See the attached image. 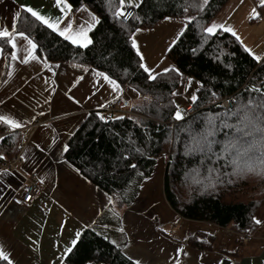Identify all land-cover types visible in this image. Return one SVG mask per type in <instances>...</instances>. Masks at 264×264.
Wrapping results in <instances>:
<instances>
[{"label": "trees", "instance_id": "16d2710c", "mask_svg": "<svg viewBox=\"0 0 264 264\" xmlns=\"http://www.w3.org/2000/svg\"><path fill=\"white\" fill-rule=\"evenodd\" d=\"M65 1L71 11L86 6L98 18L87 46L65 40L23 9L16 29L36 43L40 59L90 67L126 88L132 113L103 121L100 111L89 112L67 139L64 158L109 195L113 210L134 201L142 180L162 159L164 197L180 218L228 228L239 240L253 234L255 214L264 202V132L257 130L264 127L258 119L264 116V56L255 59L231 32L205 31L228 0H138L127 22L117 15L120 0ZM165 17L185 21L166 51L178 72H158L149 80L131 34ZM0 47L9 53L2 38ZM183 76L199 82L186 115L177 106ZM226 97L233 101L229 111L219 103ZM19 137V130L0 125V162L19 153ZM214 239L196 231L185 244L209 251ZM64 260L138 264L90 227L82 229ZM0 264L8 263L0 259Z\"/></svg>", "mask_w": 264, "mask_h": 264}, {"label": "crops", "instance_id": "0c3cea01", "mask_svg": "<svg viewBox=\"0 0 264 264\" xmlns=\"http://www.w3.org/2000/svg\"><path fill=\"white\" fill-rule=\"evenodd\" d=\"M63 3L69 5L65 0ZM21 5L51 20L62 19L61 29L69 19L74 32L91 24L87 31L89 39V32L98 20L86 6L76 11L66 9L65 16L56 0H0V30L12 31ZM124 5L135 4L126 2L122 7ZM263 13L260 0H228L208 27L215 24L216 30H223L219 26L231 29L229 32L236 33L242 46L261 60L264 56ZM184 27L183 19L165 17L151 28L132 32L131 41L135 39L137 43L135 50L140 59L143 56L141 62L153 69L154 74L174 67L166 51ZM16 43L15 49L10 45L9 53L0 47V115L20 127L14 128L3 121L0 125L19 130L25 137L19 149L20 170L0 172V249L8 257L4 259L8 264H67L64 258L73 240L76 242V234L87 227L119 246L138 264L264 262V202L255 214V220L261 223L246 241L239 240L228 228L180 218L164 197L162 159H158L153 172L142 180L134 201L125 209L113 210L109 195L69 163L64 151L67 139L86 115L102 110L112 98L120 96L125 100L126 88L119 86L120 90L116 91L115 86L104 79V73L90 67L46 62L36 53L37 59L23 63L27 42L17 37ZM14 51L16 60L12 59ZM101 73L104 75H99ZM179 92L178 108L189 104L182 97L183 91ZM31 175L41 187L40 195L28 205L14 204L12 194ZM196 231L214 236L212 250H199L185 244Z\"/></svg>", "mask_w": 264, "mask_h": 264}, {"label": "snow or ice", "instance_id": "6c2138e0", "mask_svg": "<svg viewBox=\"0 0 264 264\" xmlns=\"http://www.w3.org/2000/svg\"><path fill=\"white\" fill-rule=\"evenodd\" d=\"M56 3H57V6L60 7L61 12L64 13L65 16H67V11H65V10L67 9L68 11H70V6L67 5L66 3H63V0H56ZM123 3H124V0H120V4L123 5ZM260 3H261V6H264V0H260ZM21 8L25 12L30 13V15L33 18H35L36 21L40 22L42 25H45L47 28L51 29L52 31L58 32L59 35H61L65 40H70L73 44H79L82 47L87 46L88 44L91 43V40L88 38V35H87V31L92 27L91 24H88L87 28L81 27L77 31L74 32L73 31V23H72L71 19H69L66 26L61 29L60 24L63 22L62 19L57 18L55 20H51V19L45 17L44 15H41L38 11L34 10L33 8L25 6V5H21ZM253 11L255 12V9ZM117 15L123 16L124 12L122 10L118 9ZM15 16L19 17L20 12H17L15 14ZM93 20H95V17H93ZM189 23H191V21H189ZM11 27H12L11 32L8 29L0 30V38L4 39L6 41V43L11 45V47L13 49H15L17 47V43H16L17 37L27 42L28 47L24 49L26 54L23 57V60H22L23 63H28L29 59H32V60L37 59V56L34 55V53L37 49L36 43H34L31 39H29L28 36L25 35L24 31H18L16 29L15 24H13ZM217 27H218L217 25L213 24L212 26L207 27L205 29V31L208 32L209 34H212L215 32ZM219 27H222L225 32L231 31V29H229L227 27H223V26H219ZM137 31H140V29H137ZM232 35L236 36V33L232 32ZM132 46H133V48H137V43H136L135 39H133V41H132ZM17 58H18L17 54L14 51L12 53V59L16 60ZM254 58L257 60L260 59V57H254ZM141 60L143 61V56H141ZM140 68H142L145 73H148V79L149 80H155L157 78V75H159V74H154L153 69H150L149 67H147V65L143 62L140 63ZM169 71L178 72V70L174 69V68L163 69L164 73H167ZM99 75L103 76L104 74L101 73ZM104 79L108 80V82L110 84L114 85L116 91L120 90L119 85L116 84V81L109 79L107 76H104ZM252 90L258 91V92L261 91L259 89H252ZM261 94L264 95V92H262ZM191 98L193 101L196 100V96H192ZM145 99H147V97H145ZM261 106H264V105H261ZM181 118H182L181 114L177 111L176 112V119H181ZM100 119L103 120V119H105V117L100 116ZM258 119L264 121V116L258 117ZM0 121H3V122L7 123L8 125H10L14 128L20 127V125L18 123H16L15 121H13L9 118H6L2 115H0ZM257 130L264 132V127H258ZM210 134L211 133H209V135ZM133 167H135V166H133ZM109 200L111 201V198H109ZM255 222L257 224L261 223L260 220H256ZM76 235L79 236L80 234L77 233ZM73 243H75V240H73ZM0 259H5V260L8 259V257L4 254V251L2 249H0Z\"/></svg>", "mask_w": 264, "mask_h": 264}, {"label": "built area", "instance_id": "2783aa9c", "mask_svg": "<svg viewBox=\"0 0 264 264\" xmlns=\"http://www.w3.org/2000/svg\"><path fill=\"white\" fill-rule=\"evenodd\" d=\"M121 10L124 12L123 16H119L122 22H127L134 14L135 8L132 5H124ZM264 19V13L261 15ZM219 103L222 107L229 111L233 107V101L230 97L223 98L219 100ZM190 104L181 106L179 109L182 110V114L186 115L190 110ZM99 116L105 117L103 121L109 120L114 114L123 113V114H131L132 112L129 110V105L127 102L120 96L112 98L106 104V106L100 110ZM25 142V137L23 134H20L18 140L19 149L23 146ZM3 170H10L18 172L20 170V156L19 153L11 157L5 162H0V172ZM41 187L34 175L28 176L22 186L16 190L12 196L11 201L19 206L28 205L32 202L33 198L40 195ZM250 236H240L242 240H248Z\"/></svg>", "mask_w": 264, "mask_h": 264}, {"label": "rangeland", "instance_id": "374dc122", "mask_svg": "<svg viewBox=\"0 0 264 264\" xmlns=\"http://www.w3.org/2000/svg\"><path fill=\"white\" fill-rule=\"evenodd\" d=\"M126 2H131L133 4H136L138 2V0H124V3H126ZM198 86H199V82L196 79H194L192 77H189L186 79L183 76L180 88L178 90L183 91L182 97H184L187 101H191L192 100L191 97L195 96V90ZM179 91H177L178 97L181 96V92H179ZM125 208L126 207L118 208L117 211L121 210V209H125Z\"/></svg>", "mask_w": 264, "mask_h": 264}]
</instances>
